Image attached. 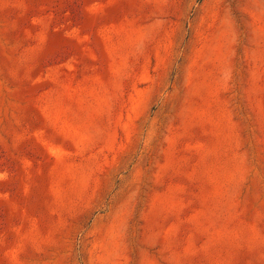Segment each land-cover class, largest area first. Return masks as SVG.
Here are the masks:
<instances>
[{
	"label": "rangeland",
	"instance_id": "1",
	"mask_svg": "<svg viewBox=\"0 0 264 264\" xmlns=\"http://www.w3.org/2000/svg\"><path fill=\"white\" fill-rule=\"evenodd\" d=\"M0 264H264V0H0Z\"/></svg>",
	"mask_w": 264,
	"mask_h": 264
}]
</instances>
